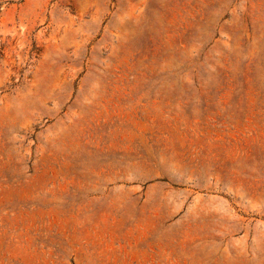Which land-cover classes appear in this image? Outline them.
<instances>
[{
	"label": "rangeland",
	"instance_id": "1",
	"mask_svg": "<svg viewBox=\"0 0 264 264\" xmlns=\"http://www.w3.org/2000/svg\"><path fill=\"white\" fill-rule=\"evenodd\" d=\"M0 264H264V0H0Z\"/></svg>",
	"mask_w": 264,
	"mask_h": 264
}]
</instances>
